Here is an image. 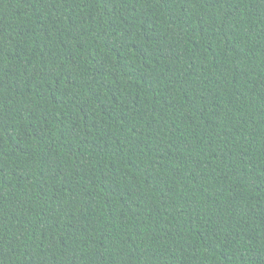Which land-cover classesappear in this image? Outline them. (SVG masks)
Here are the masks:
<instances>
[{
    "label": "trees",
    "instance_id": "trees-1",
    "mask_svg": "<svg viewBox=\"0 0 264 264\" xmlns=\"http://www.w3.org/2000/svg\"><path fill=\"white\" fill-rule=\"evenodd\" d=\"M0 264H264V0H0Z\"/></svg>",
    "mask_w": 264,
    "mask_h": 264
}]
</instances>
